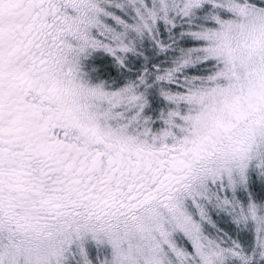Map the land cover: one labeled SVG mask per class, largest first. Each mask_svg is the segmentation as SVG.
Returning <instances> with one entry per match:
<instances>
[{"label": "snow or ice", "instance_id": "6c2138e0", "mask_svg": "<svg viewBox=\"0 0 264 264\" xmlns=\"http://www.w3.org/2000/svg\"><path fill=\"white\" fill-rule=\"evenodd\" d=\"M0 264H264V0H0Z\"/></svg>", "mask_w": 264, "mask_h": 264}]
</instances>
